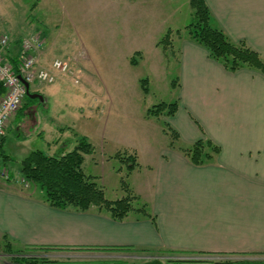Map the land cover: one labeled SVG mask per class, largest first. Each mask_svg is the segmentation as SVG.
<instances>
[{
    "label": "crops",
    "instance_id": "crops-1",
    "mask_svg": "<svg viewBox=\"0 0 264 264\" xmlns=\"http://www.w3.org/2000/svg\"><path fill=\"white\" fill-rule=\"evenodd\" d=\"M206 1L234 40L247 41L264 58V0ZM43 39L41 64L68 55V41L58 51L57 37ZM178 39V51L172 52L179 62L173 81L178 109L163 118L184 144L202 137L218 144L216 159L195 165L178 148L161 146L146 163L150 177L139 191L151 216L133 210L122 220L96 206L55 208L41 194L10 183L0 188V232L8 241L52 258L60 256L54 251L133 246L183 250L188 258L208 260L264 259V73L231 72L188 36ZM84 69L83 77H90ZM70 79L61 76L54 83Z\"/></svg>",
    "mask_w": 264,
    "mask_h": 264
},
{
    "label": "rangeland",
    "instance_id": "rangeland-1",
    "mask_svg": "<svg viewBox=\"0 0 264 264\" xmlns=\"http://www.w3.org/2000/svg\"><path fill=\"white\" fill-rule=\"evenodd\" d=\"M193 15L190 0H0V35L11 36L6 58L18 56L24 36L40 34L49 42L57 37L58 51L68 41V55L59 57L70 62L74 73L84 67L91 72L90 77L81 75L79 83L71 78L64 84H31L30 90L44 98L23 101V111L8 123L0 140V168L8 175H0V188L13 184L44 196L39 185L24 179L22 160L35 149L49 155L70 151L86 136L95 150L85 155L83 169L105 196L115 200L131 192L137 195L134 206H148L139 194L150 177L146 163L155 159V150L170 145L171 136L165 116L147 111L177 95L173 81L178 80L179 62L172 52L178 51V38L187 36ZM129 154L139 164L130 166ZM22 248L0 232V264L43 256L41 250L30 254ZM53 253L61 259L102 255L127 264H164L167 257H182L159 249Z\"/></svg>",
    "mask_w": 264,
    "mask_h": 264
},
{
    "label": "trees",
    "instance_id": "trees-1",
    "mask_svg": "<svg viewBox=\"0 0 264 264\" xmlns=\"http://www.w3.org/2000/svg\"><path fill=\"white\" fill-rule=\"evenodd\" d=\"M190 4L194 18L187 27V36L191 40L205 47L211 58L222 63L231 72L241 68H251L264 73V58L261 54L247 41L234 40L215 20L206 0H190ZM168 41L171 42L170 39ZM9 60L16 66L18 56L10 55ZM144 80L146 81V79ZM145 89L147 90L146 86ZM5 91V87L0 82V95ZM34 100L36 98H31L28 95L24 98V101ZM24 107L22 106L20 110L23 111ZM177 109V99L171 102L162 101L148 108L147 114L166 117L175 114ZM166 128L171 136L170 146L178 148L195 165L213 162L221 151V147L208 137L199 138L190 144L180 145V135L177 130L168 122H166ZM3 138L4 136L0 140ZM94 150V145L86 136L79 137L75 147L70 151L49 155L40 149H35L22 160L21 173L25 180L42 188L45 202L55 208L87 211L91 207L97 206L100 210L109 212L111 217L117 220L124 219L133 210L150 215L145 204L141 207L134 206L133 201L137 195L130 192L126 196L110 200L105 196L103 187L92 176L84 172L85 155ZM127 157L132 160L130 166L134 167L139 164L136 155L129 154ZM23 249L32 254L30 246H24ZM112 249H159L169 254L182 256L181 258L167 257L164 264H264V259L188 258V252L171 248L123 246ZM200 254L202 255V253ZM20 259V264H127L124 260L105 258L74 259L67 257L61 259L31 255L22 256Z\"/></svg>",
    "mask_w": 264,
    "mask_h": 264
},
{
    "label": "built area",
    "instance_id": "built-area-1",
    "mask_svg": "<svg viewBox=\"0 0 264 264\" xmlns=\"http://www.w3.org/2000/svg\"><path fill=\"white\" fill-rule=\"evenodd\" d=\"M11 36L0 35V82L5 93L0 95V138L6 134L10 119L20 109L27 93L25 82L31 84L54 83L61 76L71 75L75 83L81 80V69L72 70L63 57H57L49 65L39 62L45 40L40 34H28L22 38L16 66L6 58ZM73 74V75H72ZM0 175L7 176L6 168H0Z\"/></svg>",
    "mask_w": 264,
    "mask_h": 264
},
{
    "label": "water",
    "instance_id": "water-1",
    "mask_svg": "<svg viewBox=\"0 0 264 264\" xmlns=\"http://www.w3.org/2000/svg\"><path fill=\"white\" fill-rule=\"evenodd\" d=\"M25 85L27 87V95L29 97H31V98L38 97V98H41V99L44 98L43 94H41V93H32V92H30V86H29V84L27 82H25Z\"/></svg>",
    "mask_w": 264,
    "mask_h": 264
},
{
    "label": "flooded vegetation",
    "instance_id": "flooded-vegetation-1",
    "mask_svg": "<svg viewBox=\"0 0 264 264\" xmlns=\"http://www.w3.org/2000/svg\"><path fill=\"white\" fill-rule=\"evenodd\" d=\"M37 99V98H36Z\"/></svg>",
    "mask_w": 264,
    "mask_h": 264
}]
</instances>
